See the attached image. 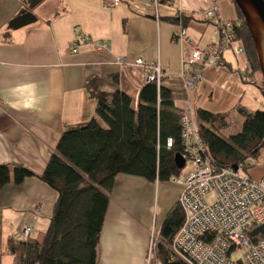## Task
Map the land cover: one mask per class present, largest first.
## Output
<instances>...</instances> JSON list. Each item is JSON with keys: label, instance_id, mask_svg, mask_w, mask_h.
Returning <instances> with one entry per match:
<instances>
[{"label": "crops", "instance_id": "obj_1", "mask_svg": "<svg viewBox=\"0 0 264 264\" xmlns=\"http://www.w3.org/2000/svg\"><path fill=\"white\" fill-rule=\"evenodd\" d=\"M33 1L0 0V165L11 168L10 182L0 188V264H17L7 244L10 238H26L25 224L33 226L30 237L39 240L50 226L58 193L39 176L56 152L63 130L96 116L97 102L88 82L95 80L102 91L126 92L137 108L148 81L145 70L133 62L142 58L161 64L162 84L172 91L180 109L189 100L196 110L229 116L238 104L250 111L264 110L257 75L248 81L243 78L249 66L245 54L227 50L221 65H204L197 88L186 90L183 85L181 73L192 45L205 48L221 39L206 12L217 4L221 18L238 19L233 0H169L159 5L154 0H123L113 8H106L103 0H42L31 9L35 19L13 27ZM176 15L189 18L185 28L191 43L178 41L180 25L168 20ZM83 34L107 41L111 49L83 45L73 53L71 42ZM119 56L129 63H117ZM258 160L264 161V151ZM17 166L36 176L15 183ZM132 177L136 176L118 175L110 194L98 264H147L150 229L137 224L126 201L134 211L135 190L150 189L152 182ZM261 177L264 173L254 178ZM180 190L177 185L176 202Z\"/></svg>", "mask_w": 264, "mask_h": 264}, {"label": "trees", "instance_id": "obj_2", "mask_svg": "<svg viewBox=\"0 0 264 264\" xmlns=\"http://www.w3.org/2000/svg\"><path fill=\"white\" fill-rule=\"evenodd\" d=\"M237 12L240 24L235 26L234 35L245 47L249 66L243 78L248 81L261 73V67L251 33L238 8ZM168 20L187 26L189 18L176 15ZM259 86L263 91V83ZM88 89L97 102L96 116L68 126L61 133L56 152L39 176L58 193L50 226L41 240H8V253L15 255L17 264H98V246L118 175L155 183L182 173L175 157L183 151L185 109L176 107L169 88L147 82L140 91L137 108L132 97L120 89L102 91L95 80L88 82ZM236 109L243 117L242 128L228 137L220 133L228 127V112L195 109L202 139L218 166H236L249 157L255 160L264 151V110L250 111L239 104ZM169 140L173 141L171 147ZM252 165L247 163L246 170ZM13 170L17 184L36 176L23 166ZM10 180V166L0 165V188ZM183 219L176 202L161 224L160 240L154 249L155 257L163 264H186L172 258L166 246Z\"/></svg>", "mask_w": 264, "mask_h": 264}, {"label": "built area", "instance_id": "obj_3", "mask_svg": "<svg viewBox=\"0 0 264 264\" xmlns=\"http://www.w3.org/2000/svg\"><path fill=\"white\" fill-rule=\"evenodd\" d=\"M159 5L158 0H154ZM123 0H103L106 8H113ZM221 33L220 42L209 44L205 48L192 45L191 57L184 62L181 73L186 90L197 88L203 80V67L223 63V54L232 50L237 55L245 54V47L235 39V26L239 19L221 18L217 4L206 12ZM178 41L189 42L185 26L180 24ZM83 45H92L97 49H111V45L102 39L90 35H80L70 44L73 53H78ZM117 63H129L127 58L119 56ZM134 65L142 67L148 82L162 84L164 69L159 62H148L137 58ZM182 117L183 151L180 153L186 161L184 168L191 163L187 173L172 176L170 181L181 187L177 202L184 215L183 223L170 244H167L170 256L186 264H264V177L254 178L244 174L245 165L254 164L252 158L236 166H218L208 152L202 139L195 108L189 100L185 102ZM173 141H168L171 147ZM183 168V169H184ZM156 224L151 233L147 253V264H163L155 257L154 249L160 240ZM26 238L31 236L33 226L25 224L22 228Z\"/></svg>", "mask_w": 264, "mask_h": 264}, {"label": "rangeland", "instance_id": "obj_4", "mask_svg": "<svg viewBox=\"0 0 264 264\" xmlns=\"http://www.w3.org/2000/svg\"><path fill=\"white\" fill-rule=\"evenodd\" d=\"M258 81L263 83L262 73L257 74ZM243 117L238 113V111H233L229 116V124L226 129L220 131V133L228 137L232 133H236L242 128ZM103 125L104 122L102 123ZM191 163H188V166L182 169V173H187L190 169ZM244 174L252 175L253 177L262 176L264 173V161L255 159L254 165H252L249 170H243ZM131 176V175H130ZM134 179H140L137 177H132ZM150 189L144 188L139 192L136 189L137 197L133 196L135 200L134 211L129 206L130 201H126L127 208L134 213L136 217L137 224H140L142 228L148 227L150 229V240L151 233L156 224V233L160 229L163 220L165 219L170 208L176 202V193L177 185L173 182L164 181L161 183H152L149 186ZM123 201V197H122ZM42 239V238H41ZM148 253V252H147Z\"/></svg>", "mask_w": 264, "mask_h": 264}, {"label": "water", "instance_id": "obj_5", "mask_svg": "<svg viewBox=\"0 0 264 264\" xmlns=\"http://www.w3.org/2000/svg\"><path fill=\"white\" fill-rule=\"evenodd\" d=\"M42 0H34L29 9L25 10L18 18L12 23L13 27H19L28 23L35 16L31 12ZM236 7L241 12L243 19L251 33L254 40L256 50L259 57L261 73L263 76V95H264V0H233ZM176 164L179 169H183L186 165L185 159L179 153L175 157ZM264 232V225L261 228Z\"/></svg>", "mask_w": 264, "mask_h": 264}]
</instances>
